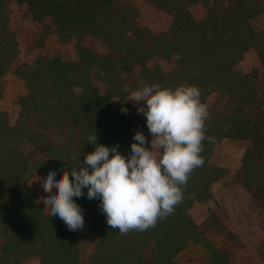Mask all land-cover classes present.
Segmentation results:
<instances>
[{"label":"trees","instance_id":"16d2710c","mask_svg":"<svg viewBox=\"0 0 264 264\" xmlns=\"http://www.w3.org/2000/svg\"><path fill=\"white\" fill-rule=\"evenodd\" d=\"M10 1L0 0V98L3 78L20 53L9 26ZM14 1L41 23L44 36L74 43L77 59L40 55L14 71L26 90L15 124L0 110V264H24L29 257L40 264H178L193 245L204 251L203 264H236L241 240L224 210L216 206L201 224L190 210L215 200L213 186L229 171L214 164L213 154L227 142L243 152L233 182L264 213V27L252 24L264 13V0H151L172 17L162 33L139 24L137 10L118 0ZM195 6L204 10L202 18L194 15ZM249 50L261 69L244 73L237 66ZM144 83L195 85L206 105L216 95L207 106L204 163L182 186L174 212L142 232L111 229L99 198L87 199L84 189L85 196L74 199L96 239L90 261L81 263L78 233L44 211L27 181L39 172L78 167L94 151L88 143L95 132L100 144L118 145L123 154L137 131L150 142L128 101Z\"/></svg>","mask_w":264,"mask_h":264},{"label":"clouds","instance_id":"9594fccd","mask_svg":"<svg viewBox=\"0 0 264 264\" xmlns=\"http://www.w3.org/2000/svg\"><path fill=\"white\" fill-rule=\"evenodd\" d=\"M200 97V89L189 84L144 83L132 91L128 100L146 118L150 147L148 137L137 131L130 152L123 154L118 145L100 144L95 132L88 143L94 151L84 154L78 167L50 170L40 182L45 209L70 231L82 229L85 217L74 198L84 197L87 189V199L99 198L107 225L122 234L145 231L167 218L182 201V186L192 171L204 163L208 110Z\"/></svg>","mask_w":264,"mask_h":264},{"label":"rangeland","instance_id":"374dc122","mask_svg":"<svg viewBox=\"0 0 264 264\" xmlns=\"http://www.w3.org/2000/svg\"><path fill=\"white\" fill-rule=\"evenodd\" d=\"M118 1L123 4H130L136 9L138 13L137 22L151 28L154 32H165L171 25L172 17L157 8L151 0ZM192 11L197 18H202L204 15V10L200 6L193 7ZM8 17L9 26L15 33L20 53L9 73L3 78L4 89L0 98V110L8 114L11 124H15L20 109L18 102L26 90L24 82L14 74L15 69L22 64H32L40 55H60L62 58L70 60H76L77 55L74 43H63L54 34L44 36L41 23L32 19L25 5L11 0L8 5ZM252 24L257 29L263 28L264 13L254 18ZM97 47L100 51L105 52L104 48L99 45ZM237 69L244 73L261 69L256 53L253 50L245 53ZM99 85L104 91L105 85L100 82ZM215 100L216 95L209 99L208 105ZM128 101L136 109L139 107L133 101ZM141 118L144 122L143 125L147 128L146 118L142 114ZM148 146L150 147V142ZM242 153L240 147L227 142L215 149L213 154L214 164L226 168L229 174L213 186L215 200L196 204L190 210V213L201 224L213 208L216 206L221 207L224 210V218L229 229L237 234L241 240V243L235 249L236 264H264V213L251 200L249 194L232 180L240 167ZM45 176L43 173H36L27 181V185L38 196L44 211L51 213L45 209V204L41 199L45 193L40 182L42 183ZM90 223V221H85L82 229L73 231L78 233L80 238L81 263L90 261L96 239V234L91 229ZM65 226L68 229L66 224ZM204 258V251L198 245H193L180 254L178 264H203ZM24 264H40V261L37 258L29 257L24 261Z\"/></svg>","mask_w":264,"mask_h":264}]
</instances>
